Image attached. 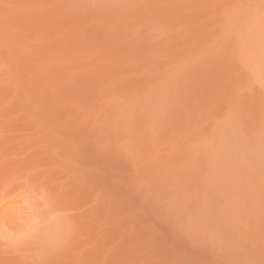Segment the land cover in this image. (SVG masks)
I'll use <instances>...</instances> for the list:
<instances>
[{
  "label": "rangeland",
  "instance_id": "374dc122",
  "mask_svg": "<svg viewBox=\"0 0 264 264\" xmlns=\"http://www.w3.org/2000/svg\"><path fill=\"white\" fill-rule=\"evenodd\" d=\"M0 264H264V0H0Z\"/></svg>",
  "mask_w": 264,
  "mask_h": 264
}]
</instances>
